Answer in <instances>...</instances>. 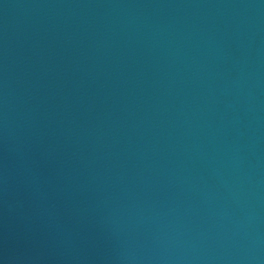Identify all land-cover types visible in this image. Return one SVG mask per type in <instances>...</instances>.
I'll use <instances>...</instances> for the list:
<instances>
[{
  "label": "water",
  "instance_id": "water-1",
  "mask_svg": "<svg viewBox=\"0 0 264 264\" xmlns=\"http://www.w3.org/2000/svg\"><path fill=\"white\" fill-rule=\"evenodd\" d=\"M0 264H264V0H0Z\"/></svg>",
  "mask_w": 264,
  "mask_h": 264
}]
</instances>
